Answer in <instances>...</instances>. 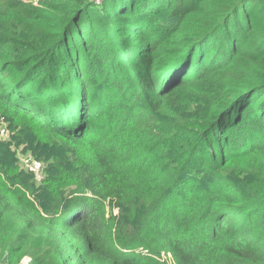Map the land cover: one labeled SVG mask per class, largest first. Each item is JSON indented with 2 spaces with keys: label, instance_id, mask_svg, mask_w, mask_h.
Wrapping results in <instances>:
<instances>
[{
  "label": "trees",
  "instance_id": "16d2710c",
  "mask_svg": "<svg viewBox=\"0 0 264 264\" xmlns=\"http://www.w3.org/2000/svg\"><path fill=\"white\" fill-rule=\"evenodd\" d=\"M1 121L0 264H264V0H0Z\"/></svg>",
  "mask_w": 264,
  "mask_h": 264
},
{
  "label": "rangeland",
  "instance_id": "374dc122",
  "mask_svg": "<svg viewBox=\"0 0 264 264\" xmlns=\"http://www.w3.org/2000/svg\"><path fill=\"white\" fill-rule=\"evenodd\" d=\"M91 1L95 5H100V0H91ZM90 51H92V50H90ZM92 52H95V50L92 51ZM96 52H97V50H96ZM129 54H130V58H133L134 61H136V62L138 61V59L136 58V56H137L136 55L137 54L136 53V50L133 49ZM119 64L120 63H116V65H115L116 67L120 68L118 70V72H117V75L127 74L129 71L128 70H125V66L124 65H119ZM129 70H131V69H129ZM3 76H5V74ZM3 121H1L0 127L3 125ZM4 129H6V128H4ZM1 136L3 138L4 135L2 134ZM8 136H10V134H8L7 133V130H5V136L4 137H8ZM194 145H195V142L192 140V146H194ZM17 159H18L19 163H21L22 166L25 167V169H28L32 173H34V175L37 177V179H40V178L44 177V172H43L44 166L41 165L42 163L39 164L35 160L30 161L33 158H31L30 156H28V153L22 154L21 151H19L18 152V158ZM205 184L207 185V183H205ZM110 210L111 211H114L116 215H118V213H119V211H118L119 209H116L114 207H110ZM33 239H34V246L35 245L36 246H40V247L43 246L42 241L39 240L37 237H34ZM27 263L28 264H34V257L29 252L26 253L25 255H23L22 258L20 259V261L18 262V264H27Z\"/></svg>",
  "mask_w": 264,
  "mask_h": 264
},
{
  "label": "built area",
  "instance_id": "2783aa9c",
  "mask_svg": "<svg viewBox=\"0 0 264 264\" xmlns=\"http://www.w3.org/2000/svg\"><path fill=\"white\" fill-rule=\"evenodd\" d=\"M20 1L23 2L24 4H31L34 7H40V3H41L40 0H20Z\"/></svg>",
  "mask_w": 264,
  "mask_h": 264
}]
</instances>
